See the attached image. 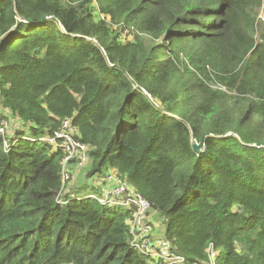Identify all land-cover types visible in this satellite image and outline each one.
Wrapping results in <instances>:
<instances>
[{
    "label": "trees",
    "instance_id": "1",
    "mask_svg": "<svg viewBox=\"0 0 264 264\" xmlns=\"http://www.w3.org/2000/svg\"><path fill=\"white\" fill-rule=\"evenodd\" d=\"M262 14L264 0H0V264H159L133 248L131 210L65 191L49 138L66 119L91 176L146 200L185 264L211 248L214 264H264Z\"/></svg>",
    "mask_w": 264,
    "mask_h": 264
},
{
    "label": "built area",
    "instance_id": "2",
    "mask_svg": "<svg viewBox=\"0 0 264 264\" xmlns=\"http://www.w3.org/2000/svg\"><path fill=\"white\" fill-rule=\"evenodd\" d=\"M260 19L264 21L263 17H260ZM7 127L8 125L6 122H1L0 134H4ZM56 140L60 142L65 153L62 165V181L65 183L66 178L68 177L66 170L67 165L69 166L71 163H87L88 148L85 144L79 141L76 130L69 119L63 120L60 129L49 138V142L52 144H55ZM110 175L112 176V181L115 183L114 188L98 198L93 194L89 195V197L98 201L101 205L118 206L132 211L127 223L130 227V234L133 236V248L140 254L149 255L153 258L151 260L157 261L159 264H185L184 258L173 252L167 240L164 238L153 237V230L152 238H147L148 228H145V223H150L151 218L148 214L150 208L148 202L135 194L133 189L124 181L119 180L115 174ZM107 176L111 178L109 174ZM140 226H142V228H139ZM151 227L153 229V226ZM144 240H151L148 247L142 244ZM215 257V250L212 248L209 249L208 264H214Z\"/></svg>",
    "mask_w": 264,
    "mask_h": 264
},
{
    "label": "rangeland",
    "instance_id": "3",
    "mask_svg": "<svg viewBox=\"0 0 264 264\" xmlns=\"http://www.w3.org/2000/svg\"><path fill=\"white\" fill-rule=\"evenodd\" d=\"M261 17L264 18V15L262 14ZM66 170H67L68 177L66 178V181H65V185H66L65 191L80 189L79 195H82L83 198L89 197L88 195L90 194L89 187L92 188L93 191H96L95 193L92 192V194L98 198L101 195H104L106 192L112 190L115 186V183L112 181V176L110 175V174H114L112 171L106 172L105 174L102 173L100 175L91 176L92 175L90 174L91 169H90V166L87 165V163L85 164L71 163L69 166L67 165ZM108 174L109 176H111V178L107 176ZM152 219H154V217H152ZM139 228H142V226H140ZM145 228H148L147 238L151 239L152 233L154 231L153 229L155 228L153 227L152 229V227L150 226V223H147V222L145 223ZM154 232L157 233L156 236L160 234V238H162L161 230L154 231ZM150 241L151 240H144L142 244L148 247ZM144 255L148 256V259L150 260L153 259L147 254H144Z\"/></svg>",
    "mask_w": 264,
    "mask_h": 264
},
{
    "label": "water",
    "instance_id": "4",
    "mask_svg": "<svg viewBox=\"0 0 264 264\" xmlns=\"http://www.w3.org/2000/svg\"><path fill=\"white\" fill-rule=\"evenodd\" d=\"M28 23H31V22H28ZM192 151L195 153V154H198L201 152L202 148H203V140H201L200 143H196L195 140L192 138Z\"/></svg>",
    "mask_w": 264,
    "mask_h": 264
}]
</instances>
